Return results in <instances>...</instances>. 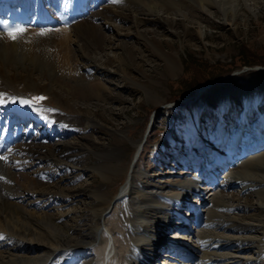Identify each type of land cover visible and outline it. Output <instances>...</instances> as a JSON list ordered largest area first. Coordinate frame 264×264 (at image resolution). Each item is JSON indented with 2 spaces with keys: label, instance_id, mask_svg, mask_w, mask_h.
Instances as JSON below:
<instances>
[{
  "label": "bare ground",
  "instance_id": "6f19581e",
  "mask_svg": "<svg viewBox=\"0 0 264 264\" xmlns=\"http://www.w3.org/2000/svg\"><path fill=\"white\" fill-rule=\"evenodd\" d=\"M17 1L0 0V93L6 94L8 101L0 104V129L6 131L13 125V132L0 139V264H264V135L258 129L252 142L240 145L238 128L234 127L228 138V129L222 127L216 149L207 146L198 136L194 114L183 110L191 108L195 101L177 106L181 111L174 116L172 132L165 141L176 148L184 143L189 149L188 160L196 164L190 176L151 184L140 180L143 172L136 158L113 204L108 198L94 202L95 206L101 204L102 210L90 206L75 222L65 221L69 213L48 211V206L57 199L65 200V196L37 192L45 177L43 172L17 171L28 159L38 160L42 167L58 165L62 161L59 155L68 147L60 137H54V144L42 143L40 130L22 129L17 119L13 121V115L29 117L35 124L41 122L46 130L65 129V133H83L97 124L86 101L102 99L108 88L98 77L83 80V76L86 72H108V65L114 64L119 55L104 53L101 57L97 52L112 48L109 42L114 37L130 34L115 27L109 32L112 36L107 35L113 26L109 19H131L135 27L149 20L172 26L175 20L165 16L167 10L175 3L182 5L190 0H150L149 4L138 0L146 14L153 16L146 19L123 9H91L84 0H54L55 11L46 0H24L23 4ZM198 1L203 4L207 0ZM220 1L229 6V0ZM15 27L25 31L13 40L8 29ZM134 32L147 40L144 33L137 29ZM119 40L131 59L126 43ZM150 42L168 69L176 67V59L164 51L160 41ZM71 57L79 62H72ZM13 58L26 62L16 63ZM80 69L85 71L82 81L75 78ZM20 83L48 90L54 107L19 103L20 98L26 100L16 91ZM254 91L253 107L264 100V87L257 85ZM219 96L221 106L227 100ZM13 98H17L16 102H12ZM61 109L70 114L64 115ZM18 126L21 130H17ZM123 132H114V141L98 151L100 157L115 150ZM137 146L140 150L135 157L143 148L140 143ZM11 150L16 151V161L7 165L6 154ZM179 155L177 152L175 157ZM66 163L63 159L60 164ZM204 180L208 184L202 189ZM235 185L238 188L230 193ZM246 186L254 188L255 202L242 200ZM27 194H41L46 200L24 205L22 197ZM193 195L196 199L192 202L189 197ZM117 199H121V205L110 221L102 212L111 204L112 210ZM257 208L260 211L250 213ZM182 210L187 212L182 214Z\"/></svg>",
  "mask_w": 264,
  "mask_h": 264
},
{
  "label": "rangeland",
  "instance_id": "374dc122",
  "mask_svg": "<svg viewBox=\"0 0 264 264\" xmlns=\"http://www.w3.org/2000/svg\"><path fill=\"white\" fill-rule=\"evenodd\" d=\"M143 1L149 4L150 0ZM49 2L52 7L53 1ZM88 3L92 9L101 11L110 7L117 11H131L145 19L147 16L153 17L146 14L145 7L138 0H88ZM182 3H175L165 13V16L175 20L172 26L164 21L149 20L144 21L142 27H135L131 19H109L113 26L106 31L107 35L112 36L109 32L115 27L121 32L130 31V34L123 38L114 37L109 42L112 48L98 51L97 55L102 57L104 53H116L120 58L118 56L114 64L108 65V74H89L82 69L75 74L78 81H82L83 72V80L98 77L105 81L108 88L102 94V99L91 98L86 101L97 122L95 126H89L83 133H65V129L59 132L50 128L46 130L45 124H35L29 117L19 119L24 120L21 122L25 129L32 127L29 128L32 131L40 130L42 143L51 144L55 141L54 137H60L68 147L65 153L59 155L62 161L66 160V165H61L60 160L58 165L42 167L38 160L28 159L24 161L23 167L17 169L18 172L29 174L43 172L45 177L36 188L38 193L51 192L65 196V200L57 199L55 204L48 206L50 213H69L68 217H64L65 221L75 222L83 218L90 206L102 210L103 206H95L96 202L105 198L112 200L118 194L131 170L132 159L138 158V169L143 172V175H139L140 180L151 184L171 183L190 176L196 164L188 160L189 149L184 143L177 148L173 144H165L168 134L172 132L174 116L181 111L174 105L181 106L187 98H193L195 102L192 100V107L183 110L194 114L199 127L198 136L207 146L215 148L222 127L228 129V138L233 134L234 127H237L238 135L242 137L240 145L252 142L254 132H258V129L264 135V100L254 107L251 105L255 86L264 87V0H229V6L220 0H207L203 4L198 0ZM136 29L144 33L147 40L135 33ZM119 39L126 43L131 59L128 58L127 50L121 49ZM155 39L161 42L165 52L176 59V67L168 69L165 66V60L151 45L150 40ZM75 58L71 57L72 62L77 64L79 61L75 62ZM13 59L16 63L26 62L19 58ZM16 87V91L26 100L32 101V105L54 107L52 94L48 90L27 88L23 83ZM201 88L202 92L197 95ZM219 94L227 100L221 106ZM36 97L44 99L34 100ZM78 100L83 103V100ZM61 112L67 116L70 114L65 109H61ZM116 131H124L117 147L104 158L100 157L98 151L114 141ZM143 138L142 151L139 157H135L137 144ZM175 152L180 155L175 157ZM15 154V150L7 154V165L15 164ZM207 184L204 180L202 189ZM237 188V185L231 187L230 193H234ZM255 195L254 188L246 186L242 200L255 202ZM45 198L41 194H27L22 197V201L24 205L32 206L41 200L43 203ZM195 199L196 195L189 197L192 202ZM120 205L121 199L115 200L112 210L102 212L105 218L110 221L115 218ZM257 211L260 209L250 213ZM185 212L182 210V214Z\"/></svg>",
  "mask_w": 264,
  "mask_h": 264
},
{
  "label": "snow or ice",
  "instance_id": "6c2138e0",
  "mask_svg": "<svg viewBox=\"0 0 264 264\" xmlns=\"http://www.w3.org/2000/svg\"><path fill=\"white\" fill-rule=\"evenodd\" d=\"M112 2H122V0H112ZM6 23V22H5ZM25 31L24 28L22 27H15V28H10L8 29V35L11 39L15 40L18 38V36L20 34H22L23 32ZM5 95L4 93H0V104H5L7 103L8 101L5 100ZM34 100H42L44 99V97H36V98H33ZM17 98H13L12 102H16ZM19 103L21 104H31L32 101L30 100H24L22 98L19 99ZM2 159V158H0Z\"/></svg>",
  "mask_w": 264,
  "mask_h": 264
},
{
  "label": "trees",
  "instance_id": "16d2710c",
  "mask_svg": "<svg viewBox=\"0 0 264 264\" xmlns=\"http://www.w3.org/2000/svg\"><path fill=\"white\" fill-rule=\"evenodd\" d=\"M249 64V63H248Z\"/></svg>",
  "mask_w": 264,
  "mask_h": 264
}]
</instances>
